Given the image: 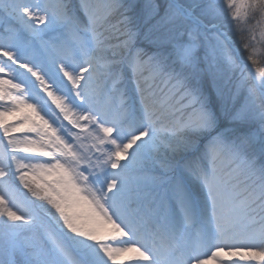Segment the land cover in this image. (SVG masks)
Wrapping results in <instances>:
<instances>
[{"label":"snow or ice","instance_id":"snow-or-ice-1","mask_svg":"<svg viewBox=\"0 0 264 264\" xmlns=\"http://www.w3.org/2000/svg\"><path fill=\"white\" fill-rule=\"evenodd\" d=\"M0 264H264V0H0Z\"/></svg>","mask_w":264,"mask_h":264},{"label":"rangeland","instance_id":"rangeland-1","mask_svg":"<svg viewBox=\"0 0 264 264\" xmlns=\"http://www.w3.org/2000/svg\"><path fill=\"white\" fill-rule=\"evenodd\" d=\"M113 23H114V21H113Z\"/></svg>","mask_w":264,"mask_h":264}]
</instances>
